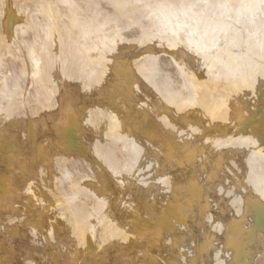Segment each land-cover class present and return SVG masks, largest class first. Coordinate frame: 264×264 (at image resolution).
Instances as JSON below:
<instances>
[{
	"label": "bare ground",
	"instance_id": "obj_1",
	"mask_svg": "<svg viewBox=\"0 0 264 264\" xmlns=\"http://www.w3.org/2000/svg\"><path fill=\"white\" fill-rule=\"evenodd\" d=\"M0 264H264V0H0Z\"/></svg>",
	"mask_w": 264,
	"mask_h": 264
}]
</instances>
